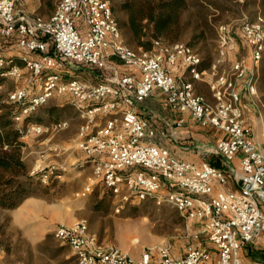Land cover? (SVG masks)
I'll list each match as a JSON object with an SVG mask.
<instances>
[{
    "label": "built area",
    "instance_id": "1",
    "mask_svg": "<svg viewBox=\"0 0 264 264\" xmlns=\"http://www.w3.org/2000/svg\"><path fill=\"white\" fill-rule=\"evenodd\" d=\"M218 36L221 57L235 51L239 43L249 49L255 62L264 55L261 16L244 22L237 32L221 25ZM0 37L13 41L23 64L16 55H0V76L16 81L28 76L25 85L17 84L8 94V101L17 108V124L56 95L67 94L74 100L84 121L78 147L92 168L80 197L102 186L116 200V212L133 201L153 199L200 225V230L190 233L183 255L174 257L170 246L161 245L146 248L135 260L118 248L97 245L85 220L60 225L54 235L69 245L77 264H264L245 263L241 254L247 247L264 250V147L258 146L245 122L237 89V80L244 78L249 93H255L254 72L235 62L230 73L211 82L216 104H209L195 93L192 82L180 81L164 67L165 60L175 63L182 57L193 76L199 77L198 53L185 44L168 47L156 42L149 51L129 46L109 0H59L49 16L28 13L23 0H0ZM114 59L132 71L98 83L64 78L66 70L76 65L114 69ZM156 89L179 113L178 125L189 113L200 126L222 131L214 152L223 158L226 169L176 157L154 141L156 129L136 106ZM119 106L121 112L112 114ZM101 116L107 117L98 124ZM66 124L62 120L53 127ZM41 128L29 121L22 138ZM236 158L237 170L231 167ZM231 180L237 188L214 192L215 182L225 186ZM202 238L211 246L202 244Z\"/></svg>",
    "mask_w": 264,
    "mask_h": 264
},
{
    "label": "rangeland",
    "instance_id": "2",
    "mask_svg": "<svg viewBox=\"0 0 264 264\" xmlns=\"http://www.w3.org/2000/svg\"><path fill=\"white\" fill-rule=\"evenodd\" d=\"M58 1L23 0V3L28 13L47 16L53 12ZM47 2H52L53 7L50 8ZM199 9L200 7L191 10L194 15L192 17H197ZM204 10L208 14L210 28L206 30L207 37L194 41L193 50L210 68L220 54L217 43L219 27L229 25L237 32L246 21H253L258 16L264 19V0H237L230 4L227 11L211 7ZM189 36V34L184 36L181 43L187 44ZM234 52L222 60L220 70H228L235 62L244 60L258 64L264 70V55L259 62H255L249 49L240 43ZM115 62L116 66L123 64ZM125 66L127 65L120 69L118 66L114 69L88 65L74 67L76 71H93L96 77L102 80L106 74L114 76L120 74L119 70L124 72ZM260 75L256 73L257 85L261 81L264 86V74ZM21 81L9 76H0V103L8 102L9 92L17 84H23ZM205 84L207 82L199 84L198 89L207 94ZM65 97L57 95L50 98L30 117L32 121L34 119L37 122L67 119L65 126L49 129L42 127L40 132H31L22 138L24 141L22 158L30 175L34 176V185L28 198H42L47 203L55 205L56 215H51L52 217L14 215L18 211V206L27 198L14 208L0 207V264H77L72 249L58 239L54 231L60 225H72L79 220L88 223L91 231L97 235L96 244L100 243L104 248L114 247L128 253L134 251L140 253L147 247L168 245L175 252L181 253L182 247L184 248L191 237L190 233L198 226L184 218L174 208L168 205L164 208L154 200L147 199L127 206L122 212H115L114 200L102 186L97 185L92 193L85 197L79 196L88 183V177L92 175V169L88 164L81 165L86 155L78 147V142L81 139L80 133L84 122L80 123L77 119L74 100ZM212 98L213 96L208 100L212 101ZM44 217L52 219L51 225L42 224L46 228L42 234L38 227L41 226L40 222L44 223ZM134 222L138 223L136 227L138 231L132 232L134 227L131 223ZM253 250L257 256L252 254L251 257H247L246 262L264 261V250L255 248Z\"/></svg>",
    "mask_w": 264,
    "mask_h": 264
},
{
    "label": "crops",
    "instance_id": "3",
    "mask_svg": "<svg viewBox=\"0 0 264 264\" xmlns=\"http://www.w3.org/2000/svg\"><path fill=\"white\" fill-rule=\"evenodd\" d=\"M44 16V15H43ZM49 16V15H47ZM13 41H8L6 39H3L0 37V55L3 56H14L16 55V61L20 63L21 67H23V64L17 57V51L13 48ZM236 51V50H235ZM232 53V52H230ZM230 53H228L225 57H221L220 55L218 58L212 63L210 68H207V70L199 71V77L193 76L192 72L189 70V66L183 61L182 57H178L175 61V63H171L168 61H164V67L166 70L173 74L177 79L180 81H189L192 82L194 86L195 93L203 98V100L209 104H216L215 98L213 96V91L210 87V84L213 80H215L218 76L222 75V73H230L232 71V65L229 67L228 70H220V66L222 65V60L227 59L230 57ZM233 53H235L233 51ZM263 58V57H262ZM116 65L115 60L113 61ZM249 71L254 72L255 75H263L264 70L262 67H259L258 64L255 63L252 64L250 61H241ZM117 66L122 67L123 64H117ZM72 66V68L67 69L64 73V78L70 79V78H77V79H83L86 81H90L93 83H98L101 81H106V79H109L113 75H107L102 79L99 80L94 74L93 71H76V68ZM132 68L125 66V70H119L120 74L131 72ZM260 75V76H261ZM259 76V77H260ZM257 81V76H256ZM23 82L22 85H25V80L21 81ZM202 82H207L205 84L206 86V92L205 95L202 91L198 89V85ZM25 83V84H24ZM237 89L240 93V105L242 107L245 122L252 130V135L258 144L260 148L264 147V86L261 83V81L258 83L256 82V90L255 93H249L245 79H239L237 80ZM57 96V95H56ZM61 96V95H58ZM66 96L65 98H71L70 95H62ZM211 96H213V100H208ZM72 99V98H71ZM122 106H119L115 111H113L112 114H119L121 112ZM137 111L143 116L144 118L148 119L151 126L156 129V136L154 138V141L164 147H167L173 155L176 157L192 161L195 163H201L202 161H207L213 166L220 169H226L227 165L225 164L223 158L214 152V148L216 143L219 141L220 137L223 136L222 131L215 129V128H204L200 126L197 122H195L191 115L189 113L184 114L185 122L182 125L177 124V120L180 117L179 113L174 111L171 106L169 105L168 101L166 100V97L164 93H162L160 90L156 89L152 92V94L147 97L143 102L138 103L136 106ZM77 119L80 123L84 122L80 115L77 112ZM108 116V115H107ZM107 116H101L98 119V124H103L104 120ZM67 119H60V120H52V121H35L33 119L30 120V122H33L35 124H39L45 129L53 128V125L55 124V121H62ZM87 159L83 161L81 165L88 164L89 167L91 165L86 162ZM239 166V160L236 158L232 163L231 167L237 170ZM92 169V168H91ZM227 188H237V184L234 180H231L227 185H221L217 182L214 183V192H217L218 190L227 189ZM113 200V198H112ZM153 200V199H152ZM115 201L114 207H115ZM139 201H133L132 203H129L127 205H124V207L120 210L122 212L127 206L131 204H136ZM164 208L167 207V204L160 205ZM170 206V205H168ZM171 207V206H170ZM173 208V207H172ZM175 209V208H174ZM178 211L177 209H175ZM116 212V211H115ZM179 212V211H178ZM38 215L39 217H42V215H56V206L53 204H49L46 201H44L42 198H27L25 199L19 206L18 211L14 215ZM181 215V213L179 212ZM52 217V216H51ZM44 217L45 221L40 222L38 227V230L41 231L42 234H44L46 228L43 227L42 224L48 225L50 224V220L52 218ZM35 218V217H34ZM194 222V221H193ZM196 223V222H194ZM134 227L133 231H138V227L136 222L131 223ZM134 224V225H133ZM44 225V226H45ZM51 225V224H50ZM198 228H195L194 231L200 230L199 223H196ZM89 232L91 235L95 237V240L97 239L96 233H93L91 229L89 228ZM193 232V231H192ZM135 242L137 239L134 240ZM98 243V239L97 242ZM202 244H207L211 246V243L207 241L205 238H202L201 240ZM99 246L100 243L98 244ZM187 245H184V248L182 247L181 253H177L174 251V249H171V254L174 257H179L184 254ZM149 248V247H147ZM146 248L142 250L144 252ZM121 250V249H120ZM247 249H242L241 254L244 258L245 263L247 257H251L246 252ZM253 250V249H252ZM122 251V250H121ZM254 251V250H253ZM126 255L131 257L132 259H138L142 252H125ZM73 253V252H72Z\"/></svg>",
    "mask_w": 264,
    "mask_h": 264
},
{
    "label": "trees",
    "instance_id": "4",
    "mask_svg": "<svg viewBox=\"0 0 264 264\" xmlns=\"http://www.w3.org/2000/svg\"><path fill=\"white\" fill-rule=\"evenodd\" d=\"M113 15L121 30L124 41L135 49L152 50L155 43L171 47L184 44V36H189L185 45L193 49L194 41L206 36L209 27L205 8L227 11L237 0H109ZM50 8L52 2H47ZM197 17L191 10L199 8ZM202 7V8H201ZM202 9V10H201ZM51 11V10H50ZM52 12H50L51 15ZM196 19V21H195ZM202 21V22H201ZM194 24V25H193ZM122 63L118 59H114ZM209 66L201 60L198 71ZM14 103H0V207L14 208L31 194L34 185L33 175L22 158V140L26 124H17ZM59 121H55L58 123ZM36 177V176H35ZM249 256H257L251 247L246 248Z\"/></svg>",
    "mask_w": 264,
    "mask_h": 264
}]
</instances>
